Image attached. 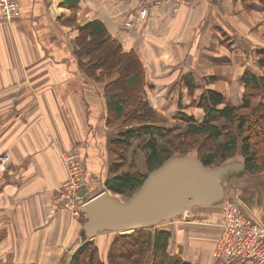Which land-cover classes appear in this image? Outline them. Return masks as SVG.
<instances>
[{"label": "crops", "instance_id": "0c3cea01", "mask_svg": "<svg viewBox=\"0 0 264 264\" xmlns=\"http://www.w3.org/2000/svg\"><path fill=\"white\" fill-rule=\"evenodd\" d=\"M17 1L15 22L0 23V154H11V164L0 178V264L46 263L47 250L54 255L48 264H57L59 240L65 234L77 233L73 239L78 238L83 218V212L73 216L52 204L67 176L62 153H80L87 201L103 190L111 192L105 184L115 159L111 141L140 125H162L147 119L130 124L109 118L104 87L83 69L88 57L78 56L77 28L65 19L73 17L81 23L100 19L125 47L134 48L146 68L147 91L172 96L166 106H153L165 113L175 102L169 117L174 121L178 112L198 121L204 117L203 109L191 104L184 76L191 75L196 84L195 100L214 86L239 106L232 95H242V72L254 57L243 53L234 33L241 0H202L195 10L183 9L177 16L166 7L151 8L143 20L138 14L148 0H78L75 9L66 0ZM245 2L247 7L262 8L259 0ZM130 21L137 26L125 28L123 24ZM185 33L189 36L180 45L179 37ZM215 64L218 72L211 76L223 81L221 87L201 74V69H216ZM242 166L241 156L214 165L209 181L217 201L165 221L173 253L195 261L188 259L187 252L198 255L193 247L196 240L207 242L217 236L216 221L228 198L235 199L249 218L264 223V169L248 172Z\"/></svg>", "mask_w": 264, "mask_h": 264}, {"label": "trees", "instance_id": "16d2710c", "mask_svg": "<svg viewBox=\"0 0 264 264\" xmlns=\"http://www.w3.org/2000/svg\"><path fill=\"white\" fill-rule=\"evenodd\" d=\"M66 2L73 9L78 4V0ZM259 2L264 7V0ZM78 30L76 51L78 56L89 57L82 66L91 77L103 79V75L115 73L117 68L114 66L120 59L124 57L129 60L124 71H120L118 76L106 82L105 95L111 120L124 123L143 121L150 108L143 104L142 93L147 85L146 68L136 50L125 47L100 19L89 20L81 24ZM254 50L258 56V65L264 67V47H256ZM99 67L108 73L98 70ZM184 80L190 90L191 104L204 111L203 120L198 121L194 115L181 112L177 116L186 122L181 131L173 132L172 129L161 125L144 124L120 133L110 145L117 160L114 159L110 164V173L106 179L108 189L130 196L140 187L151 170L176 154L185 155L192 149H196V157L205 166L220 165L239 151L248 172H257L264 167V99L254 105L253 91L264 90V75L249 69L244 70L241 76L242 102L239 106L214 88H205L195 100L193 90L196 84L193 78L186 75ZM179 104L182 106V102ZM134 139H140L136 147L142 149L145 154L148 172L139 171L132 160L129 163L131 169L112 175L113 171L124 165V151L132 145ZM157 225L136 229L129 234L117 232L120 235L117 234L110 245L108 262L192 264L184 256L169 249L172 234L168 230L157 229L152 232ZM92 237L81 240L83 243L71 257V264H105L97 244L90 240ZM65 255L67 256V253Z\"/></svg>", "mask_w": 264, "mask_h": 264}, {"label": "rangeland", "instance_id": "374dc122", "mask_svg": "<svg viewBox=\"0 0 264 264\" xmlns=\"http://www.w3.org/2000/svg\"><path fill=\"white\" fill-rule=\"evenodd\" d=\"M200 1H202V0H177L176 2H173L172 0H165L164 2L160 3V5L155 6L153 4V0H148L146 3H144V5L141 6V8L139 10V14H138V19H141V20L145 19L146 15L149 13L151 8H163V7L169 8V10L175 16H177L180 14V12L183 9H185V11L189 10V9L195 10L199 6L196 8H194V7L196 5H199ZM241 2H242V7H241L242 9H240V10H242L243 12L237 11L236 12L237 16L234 20L235 26L238 28V30H234V33L239 38V39H236V41H237V43L242 45L241 50L243 51V53L245 55H249L250 53H252V55L254 57V60H253V58L251 56V63L249 65V67L246 69H249V70L252 69V70H255L256 73H258L260 75H264V67H261L258 65V56L256 54V50H254V47L255 48L256 47L257 48H263L264 47V7L261 5V3H260V5L262 6V8L259 5H258V8H254L250 5H249V7H247L245 0H241ZM250 2L253 3V0H250ZM191 8H193V9H191ZM143 10H146V14L144 17H140V14ZM65 21L71 25H74L75 29L77 28L78 32L75 36V40H76L78 35H79V30H78L79 26L83 23L76 21L73 17H69L67 20L65 19ZM132 25H134V27H135V25L137 26V22L135 21V23H132L130 21L128 23L125 22V25L123 24V26L125 28H129V27L134 28V27H132ZM188 36H189V33H185V35L183 34L182 37H179L180 38L179 39L180 45L183 44V42L187 39ZM86 47H88V44L86 45ZM178 50H180V48ZM246 58H248V57H246ZM128 63H129V60L128 59L125 60V58L123 57L114 66V68H117L115 73L105 74L102 76L103 79H100V80L95 79V80H97V82L101 83L100 85L102 87H104V90H103L104 93H105L106 82L109 79H111V78L113 79L116 76H118L120 74V71H124L127 68L126 66ZM201 64H200V68H201ZM246 64H248V63H246ZM217 66H218V64H215L216 69H214V70H208L206 68V69H203V71H202V69H201V74L203 76L204 75L211 76L213 73L218 72ZM114 68H113V70H114ZM100 69L103 70V68L99 67L98 70H100ZM103 71H104V73H108L106 70H103ZM232 72L235 73L234 71H232ZM242 74H243V72H242ZM206 79H207V81H214L212 84H214L217 87L222 86L223 81L218 79V76H215V77L211 76V77H207ZM209 79H211V80H209ZM223 80H225V79H223ZM197 87H199V86H197ZM213 88L217 89L214 86H213ZM217 90H219V89H217ZM188 91L190 93L189 87H188ZM194 91H195V88H194L193 92ZM253 91L255 93L254 105H256L258 102L263 101L264 90L263 91L262 90H253ZM188 95H190V94H188ZM232 96H233L232 100H234L237 104L242 102V95L241 94L233 93ZM142 97H143V104L146 107L150 108V111H147V117L145 119H147L149 121L160 122V124H162L161 126H164L166 128H170L173 130V132H178V131H181L185 128L186 122H184V120L182 118L177 116V114L181 113V112H178L175 114V118H176L175 121L169 118L170 116H173L172 113H173V106H174V104H176L175 102H173L172 106H170L171 103L168 105L165 113H163L164 111L157 110L156 108H158V106H156V107L153 106L154 103L165 105L166 102H169L172 100V96L163 97L160 95H153L151 92L149 93L147 91V88H145L144 92L142 93ZM184 102H188V101L186 100ZM153 110H155V112H157V113H155ZM201 112H203V111H201ZM135 121H137V120H133L129 123L131 124ZM170 124L172 126H169ZM132 126H134V125H132ZM138 141H140V139H134L132 145L126 151H124V154L126 156L124 165H121L117 171H113L112 175H114L116 173H122L126 170L131 169V166L129 165V163L132 160H133L132 162L134 163L135 167H137L139 171H142V166H143L144 170H146L145 172H148L147 164L145 161V154H144L142 149L136 147V144ZM188 154L193 155V156L198 155L196 149H192ZM176 155H178V154H176ZM235 156L243 157L239 151L237 152V154ZM10 158H11V154H10ZM115 160H117V159H115ZM10 164H11V161L9 162L8 165L10 166ZM84 165H85V163H84ZM9 166H7V169L9 168ZM263 169H264V167L259 171H262ZM6 171L7 170H5L3 173H0V178H2V176L6 173ZM84 171H85V169H84ZM109 171H110V167H109ZM105 184H106V182H105ZM111 193L115 194L118 198L123 199V200H125L129 197V194H127V193H116L113 191H111ZM239 209L242 213H244L240 207H239ZM71 214H72V212H71ZM73 216H75V215H73ZM178 217L183 218V216H178ZM220 218H221V214H220ZM220 218L218 219V222L216 221V224H218V226L221 223ZM80 219H82V218H80ZM200 220H202V218ZM198 222H200V221H198ZM200 224H203V223L200 222ZM169 228L170 227L168 225H165V221H164L163 223H159L156 226V228H154L152 230V232H154V230H157V229L168 230L170 232ZM131 232L132 231H126V232L123 231L124 234H126V233L129 234ZM119 233H121V232H119ZM119 233L114 232V231L105 232L102 234H98V235H96L90 239L91 241H93L97 244V246L99 248V253H100V255L103 259V262L105 264H111L110 261L108 262V254H109V250H110V245L114 241L115 236ZM202 234L203 233L200 234V237L202 236ZM218 234H217V236L215 234L213 239L207 240V238H206L207 242L202 240L201 238H199L200 240H196L198 243H195V245H193V247H195L197 249L198 255L194 254L191 251H188L186 254L188 259L189 258L195 259V261H193L192 264H222L218 261L219 258L216 254V245H217V241H218V237H219ZM76 235H77V233H76ZM76 235H74L72 237V235L68 236L65 234V236L61 237V239L59 240V243L57 244V246H59V249L57 252L59 263H57V264H71V257L75 254V252L77 251V249L79 248L81 243H83V241H81L80 236L76 239H73L76 237ZM51 242H54L53 238H50V243ZM68 246H71L72 250H69ZM169 249H170V241H169ZM51 251L53 252V250H51ZM66 253H67V256L65 255ZM46 256H47L48 260L46 263H44V261H43L42 264H48V262L51 259L53 260L54 255L50 253V250L49 251L47 250V254L45 255V257ZM63 257H66V258H63Z\"/></svg>", "mask_w": 264, "mask_h": 264}, {"label": "water", "instance_id": "95a60500", "mask_svg": "<svg viewBox=\"0 0 264 264\" xmlns=\"http://www.w3.org/2000/svg\"><path fill=\"white\" fill-rule=\"evenodd\" d=\"M212 167L205 166L196 156L176 155L151 170L125 200L108 190L99 192L83 206L81 240L106 231L123 233L150 227L185 214L196 205L216 202L209 181L215 169ZM85 193L83 187L80 194Z\"/></svg>", "mask_w": 264, "mask_h": 264}, {"label": "built area", "instance_id": "2783aa9c", "mask_svg": "<svg viewBox=\"0 0 264 264\" xmlns=\"http://www.w3.org/2000/svg\"><path fill=\"white\" fill-rule=\"evenodd\" d=\"M165 0H153L155 6ZM176 2L177 0H172ZM18 10L17 0H0V23H12ZM143 10L140 17H144ZM67 170L66 179L57 189L52 204L55 208L68 209L80 216L85 200L80 194L84 187L85 165L78 151L62 153ZM11 161L10 154H0V173L7 170ZM236 200L223 201L219 237L216 254L222 264H264V223L247 217L239 209Z\"/></svg>", "mask_w": 264, "mask_h": 264}]
</instances>
